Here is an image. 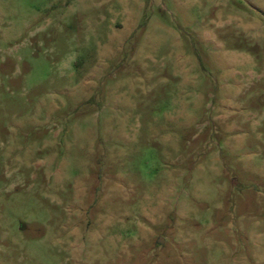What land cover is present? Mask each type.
Listing matches in <instances>:
<instances>
[{
	"label": "rangeland",
	"instance_id": "1",
	"mask_svg": "<svg viewBox=\"0 0 264 264\" xmlns=\"http://www.w3.org/2000/svg\"><path fill=\"white\" fill-rule=\"evenodd\" d=\"M0 264H264V0H0Z\"/></svg>",
	"mask_w": 264,
	"mask_h": 264
}]
</instances>
